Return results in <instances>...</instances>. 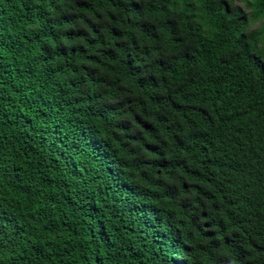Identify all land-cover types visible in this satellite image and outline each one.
I'll return each instance as SVG.
<instances>
[{
    "label": "trees",
    "instance_id": "trees-1",
    "mask_svg": "<svg viewBox=\"0 0 264 264\" xmlns=\"http://www.w3.org/2000/svg\"><path fill=\"white\" fill-rule=\"evenodd\" d=\"M0 264H264V0H0Z\"/></svg>",
    "mask_w": 264,
    "mask_h": 264
},
{
    "label": "rangeland",
    "instance_id": "rangeland-1",
    "mask_svg": "<svg viewBox=\"0 0 264 264\" xmlns=\"http://www.w3.org/2000/svg\"><path fill=\"white\" fill-rule=\"evenodd\" d=\"M257 25H255V27H256Z\"/></svg>",
    "mask_w": 264,
    "mask_h": 264
}]
</instances>
